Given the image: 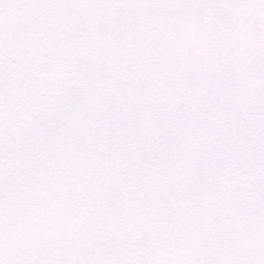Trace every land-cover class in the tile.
I'll return each instance as SVG.
<instances>
[{"label":"snow or ice","instance_id":"6c2138e0","mask_svg":"<svg viewBox=\"0 0 264 264\" xmlns=\"http://www.w3.org/2000/svg\"><path fill=\"white\" fill-rule=\"evenodd\" d=\"M0 264H264V0H0Z\"/></svg>","mask_w":264,"mask_h":264}]
</instances>
